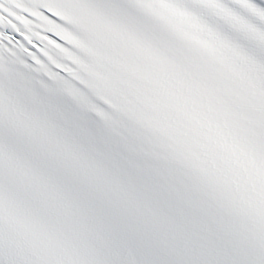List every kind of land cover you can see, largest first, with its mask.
I'll return each instance as SVG.
<instances>
[{
    "label": "snow or ice",
    "instance_id": "6c2138e0",
    "mask_svg": "<svg viewBox=\"0 0 264 264\" xmlns=\"http://www.w3.org/2000/svg\"><path fill=\"white\" fill-rule=\"evenodd\" d=\"M0 264H264V0H0Z\"/></svg>",
    "mask_w": 264,
    "mask_h": 264
}]
</instances>
